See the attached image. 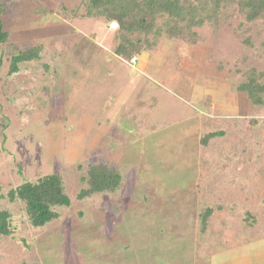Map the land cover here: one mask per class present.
Listing matches in <instances>:
<instances>
[{"label":"rangeland","instance_id":"rangeland-1","mask_svg":"<svg viewBox=\"0 0 264 264\" xmlns=\"http://www.w3.org/2000/svg\"><path fill=\"white\" fill-rule=\"evenodd\" d=\"M5 7L1 193L54 173L70 205L57 208L58 220L34 228L21 204L1 199L14 232L0 240V264H68L54 261L66 253L113 264H192L213 250L219 263L255 264L245 257L255 256L257 240L251 251H221L220 238L231 230L236 242L246 239L241 217L248 214L253 226L264 218V105L236 90L252 68L264 84V20L247 24L229 5L189 43L166 37L158 17L141 37L150 47L144 44L134 70L113 53L117 27L99 15L79 19L80 0H12ZM35 46L39 59L8 74L10 56ZM252 117L255 127L246 122ZM228 120L240 127L202 148V135ZM232 153L248 162L236 168L234 184L213 191L207 172L217 174ZM99 162L121 173L119 189L78 199L87 187L81 178ZM206 207L213 209L202 223Z\"/></svg>","mask_w":264,"mask_h":264},{"label":"trees","instance_id":"trees-1","mask_svg":"<svg viewBox=\"0 0 264 264\" xmlns=\"http://www.w3.org/2000/svg\"><path fill=\"white\" fill-rule=\"evenodd\" d=\"M12 0H0V46L7 44L10 34L4 28V16L6 13V2ZM82 6L85 7V16L78 17L86 19L95 15L102 16L105 25L112 22L117 24L115 33L117 43L113 48V53L117 57L130 62L133 57H138L150 45L142 36H147L154 29L155 21L158 17L164 18V33L169 39H182L189 43H196L199 35L196 28L202 27L206 22L217 24L220 20V12L229 5H235L237 12L243 15L247 24H252L261 19L264 20V0H80ZM64 13L67 11L74 14L76 11L67 10L63 6ZM72 17V20L78 19ZM147 41V42H146ZM40 46L29 47L19 50L16 54L11 55L9 59L8 74L16 73L19 64L27 61L39 59ZM245 80L240 83L236 90L245 93L253 105H264V84L261 82L263 74L258 73L252 68L245 72ZM249 126L258 125L256 118H246ZM219 124L217 129L205 133L199 140L202 148H206L210 141L225 136L227 132L236 131L234 128L237 124L235 121L228 120L227 127ZM264 123V120L262 121ZM7 136V135H6ZM3 141L4 135L1 136ZM230 153V151H229ZM235 154L228 155L226 161H221L217 174L207 172L208 177H212L209 181L213 191L217 187H229L234 184L230 180L235 178L238 166L245 165L248 160L243 158V154L238 155L235 160ZM237 155V154H236ZM226 157V158H227ZM19 173H22L23 167L18 162ZM230 170V171H229ZM204 177V176H200ZM86 188L80 190L77 198L84 199L97 194L116 192L122 181L121 173L115 168H111L105 163H95L88 167L86 177L81 178ZM230 182V183H229ZM6 198L10 203H19L23 206L28 223L34 228H44L59 219L57 208L68 207L70 199L67 196L64 183L59 174H49L40 177L34 182L27 181L17 187L10 188L5 194L1 193L0 200ZM205 214L202 215V223L205 222V216H210L212 209L205 208ZM249 215L241 217V225L239 227L244 233L254 235L264 233V218L260 219L257 226L250 225ZM12 213L8 208H0V240L12 237L14 229H12ZM245 228V229H244ZM236 232L231 230L221 231V244L223 248L233 247L236 243ZM216 250L211 251L206 257H211ZM206 261L196 260V264H208Z\"/></svg>","mask_w":264,"mask_h":264},{"label":"crops","instance_id":"crops-1","mask_svg":"<svg viewBox=\"0 0 264 264\" xmlns=\"http://www.w3.org/2000/svg\"><path fill=\"white\" fill-rule=\"evenodd\" d=\"M79 37H80V34H79ZM87 40H89V39L87 38ZM87 40H86V37H83V36H82L81 39H79L80 42H83L85 44H86ZM90 43H92V42L90 41ZM83 46H85V45L83 44ZM92 47H93V45H92ZM94 49L97 50L98 48L96 47ZM138 60L139 59L137 58L136 62ZM118 61H120V60H118ZM136 62L134 64H136ZM120 63L126 65L125 62H120ZM134 64L132 66L130 65V63L127 64V65L128 66H131V68L135 70L136 69L135 68L136 66H134ZM91 72H93V70ZM243 238L244 237L238 239V242L234 243V246L233 247L222 248L221 251L222 250L224 251V250H227V249L228 250H232L235 247H241V248H244L245 247V248H248V249H245L244 251H248V250L251 251V250H253L254 251L253 254L255 255V256H253V255H251V253H249L248 256H246L245 258L249 257L250 258V262L252 263V257H253L256 260L255 261V264H264V233H260L258 235L255 234V236H254L255 239H253L252 238V235H250V234L248 236H246V239L245 238L243 239ZM251 240H253V241H256L257 240V241L254 242V245L256 247H254L253 249L250 250V248H249L250 247V244L253 242ZM61 255L62 254L57 255L58 257L54 261L62 260V262H65V263H68V264H113V263H109V262L102 261V260L94 261L93 260L94 259L93 257H91L89 259H86V258H83V257H80V256L70 255V254H67L66 253L65 254V257L66 258H65L64 256H61ZM218 255H219L218 254V251L214 252L212 254V256L208 258V264H217V263H219L216 260ZM218 258H222V257L219 256ZM221 262L219 264H224L225 263V262L224 263H221ZM192 264H196L195 261H194V259H193Z\"/></svg>","mask_w":264,"mask_h":264},{"label":"built area","instance_id":"built-area-1","mask_svg":"<svg viewBox=\"0 0 264 264\" xmlns=\"http://www.w3.org/2000/svg\"><path fill=\"white\" fill-rule=\"evenodd\" d=\"M109 27H110L111 29H115V28L117 27V24H116L115 22H112V23L109 25ZM136 60H137V58H136V57H133V58L131 59V63L134 64V63L136 62Z\"/></svg>","mask_w":264,"mask_h":264}]
</instances>
